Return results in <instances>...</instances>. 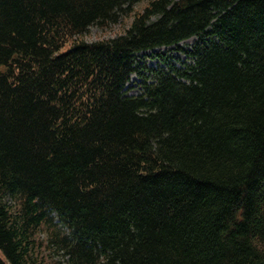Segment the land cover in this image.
<instances>
[{
  "label": "trees",
  "instance_id": "1",
  "mask_svg": "<svg viewBox=\"0 0 264 264\" xmlns=\"http://www.w3.org/2000/svg\"><path fill=\"white\" fill-rule=\"evenodd\" d=\"M142 1L0 0V264H264V0Z\"/></svg>",
  "mask_w": 264,
  "mask_h": 264
},
{
  "label": "rangeland",
  "instance_id": "2",
  "mask_svg": "<svg viewBox=\"0 0 264 264\" xmlns=\"http://www.w3.org/2000/svg\"><path fill=\"white\" fill-rule=\"evenodd\" d=\"M148 0H144L141 4H138L126 11L127 14L120 16L117 22H107L104 24H95L89 27L88 31L81 35V39L87 43L98 42L102 40H108L111 38H115L125 31L126 27L129 25L133 12L141 13L143 9L146 7ZM128 6H126L127 8ZM78 38V40L80 39ZM196 39H189L180 44V48L182 49H190L193 46ZM177 47L173 48H159L153 51H149L140 55L141 65H144L146 69L150 68H159L163 66V60L161 57L169 58L172 63H174L177 67L180 65L187 63L190 60H187L184 52L182 50H177ZM159 55V56H157ZM160 57V58H159ZM142 79L138 75H133L131 81L128 83L127 88L134 87L131 91V95H138L141 91L139 84ZM55 260L63 262L66 261L63 252L54 254Z\"/></svg>",
  "mask_w": 264,
  "mask_h": 264
}]
</instances>
